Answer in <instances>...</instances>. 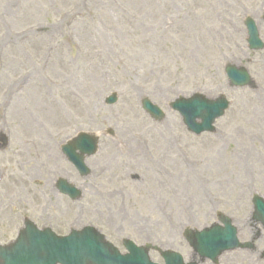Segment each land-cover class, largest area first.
I'll return each mask as SVG.
<instances>
[{"label":"rangeland","instance_id":"obj_1","mask_svg":"<svg viewBox=\"0 0 264 264\" xmlns=\"http://www.w3.org/2000/svg\"><path fill=\"white\" fill-rule=\"evenodd\" d=\"M248 17L264 42V0H0V245L31 219L61 236L95 227L121 253L129 239L212 264L185 235L224 214L241 242L254 246L227 252L218 264H264V230L252 203L264 198V50L248 48ZM230 65L245 68L253 84L232 87ZM33 76L68 111L67 123L25 103L16 107ZM70 90L84 97L82 109L69 106ZM112 94L114 106L106 104ZM195 94L231 102L212 133H190L170 107ZM144 99L165 120L152 119ZM40 132L57 145L56 162L45 156ZM81 132L100 138L86 178L61 150ZM42 174L56 179L53 194ZM59 179L83 198L62 195ZM150 257L164 264L159 252Z\"/></svg>","mask_w":264,"mask_h":264},{"label":"water","instance_id":"obj_2","mask_svg":"<svg viewBox=\"0 0 264 264\" xmlns=\"http://www.w3.org/2000/svg\"><path fill=\"white\" fill-rule=\"evenodd\" d=\"M248 31L249 48L254 51L264 49L255 21L248 18L245 22ZM226 74L232 87H247L252 85V79L244 68L228 66ZM117 102V96L107 99V104ZM173 110L179 112L188 130L196 135L213 132L214 123L221 118L229 107L226 98L210 100L196 94L190 99L180 98L171 104ZM143 108L154 119L162 120L164 113L149 100L143 101ZM98 137L89 133H80L75 139L63 146V153L74 164L82 176H88L90 171L85 160L97 153ZM59 190L72 200L81 198L82 193L74 186L61 180ZM255 219L264 225V200L254 197ZM216 224L203 231H190L187 239L195 252L204 259L216 261L226 251L249 247L242 245L237 238V230L232 221L220 215ZM124 246L128 253L122 255L117 248L107 242L105 237L93 228L73 231L68 237H59L50 229L39 230L32 222L26 221L25 228L17 240L7 246H0V264H155L149 257L151 246L138 247L126 240ZM165 264H186L183 257L172 251H161ZM197 264V263H188Z\"/></svg>","mask_w":264,"mask_h":264},{"label":"bare ground","instance_id":"obj_3","mask_svg":"<svg viewBox=\"0 0 264 264\" xmlns=\"http://www.w3.org/2000/svg\"><path fill=\"white\" fill-rule=\"evenodd\" d=\"M39 81L40 79L38 77L33 76L32 83L30 84L31 90L30 92H28L26 100L24 102L19 101V100L13 101L15 102L16 107L19 108L21 111H23L20 107L25 103V104H28L33 111H38V110L39 111H43V110L49 111V113H47L46 115L48 116V119L50 121H53L56 123L58 121L62 123H67L69 121L68 119L69 116L67 114L68 111L66 109H63L62 107H58L54 105V103L50 100V96L47 94L44 87L41 86L42 84H39ZM28 84L24 86H28ZM7 90L10 91L11 88ZM20 93L21 92H19L18 95ZM167 93L169 94V92ZM155 95L161 96L160 94H158V92L157 93L155 92ZM65 96L71 108L82 109L85 106V99L78 91H75V90L67 91ZM25 116L26 115L23 112L20 115L21 122L24 123L22 126L23 129L26 128V122H28L25 120ZM40 134H41L40 143H41L42 148L44 149L45 156H47L48 160L56 162L58 160V154L56 150L57 145L53 141H51L46 135H44L43 132H40ZM36 143L37 145H39V142H36ZM37 145H33V147H36ZM42 176L43 177L48 176L45 182L44 191L48 192L49 194H53L54 190L52 189V184L53 182H55L56 179L55 180L51 179L48 174H42ZM196 190L200 191V187L196 186ZM224 257H227V256H224Z\"/></svg>","mask_w":264,"mask_h":264}]
</instances>
